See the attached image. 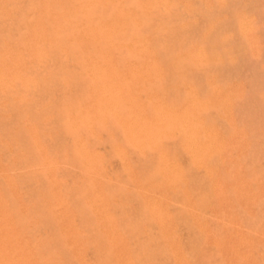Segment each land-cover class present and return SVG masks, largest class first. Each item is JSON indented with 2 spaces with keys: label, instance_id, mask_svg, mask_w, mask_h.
Returning a JSON list of instances; mask_svg holds the SVG:
<instances>
[{
  "label": "rangeland",
  "instance_id": "rangeland-1",
  "mask_svg": "<svg viewBox=\"0 0 264 264\" xmlns=\"http://www.w3.org/2000/svg\"><path fill=\"white\" fill-rule=\"evenodd\" d=\"M40 1L34 0V4L32 0H0V48L5 40L20 45L24 39H35L38 35L36 38L42 36L43 41L45 38L49 41L55 36L54 22V26L51 23L49 26L33 28L36 20L39 22L47 18L57 20L51 12L49 16L45 15L46 7L49 2L52 3V0ZM74 1H61L69 5L64 4V11H60L57 17L66 18ZM93 1L97 4L95 8L97 14L105 16L107 20L113 15L124 14L121 15L124 16V21L120 29L111 30L110 25L104 26L105 30L102 31L106 34L102 33L104 37L101 43L106 45L113 37L115 48L112 52L115 61L117 65H126L127 72L126 68H123V74L109 75L115 76L116 82L127 84V87L114 94L105 86L102 90L94 91L95 93L92 91V94L88 88L94 82L92 76L94 74H28L35 79L38 86L36 90H40H37L39 96L36 94L27 97L29 102L31 100L35 102V110L34 107L29 110L32 112L31 115L27 112L28 107L18 105L11 97L12 101L8 99L9 96L5 95L6 98L2 93V96L0 94V183L4 184H0V201L3 207L11 212L19 211V207H26L22 221L15 225L14 230L9 228V232L12 233L31 221L32 224L26 230L28 233L26 235L29 237L25 240L28 243L23 241V250L36 255L42 248L44 254L54 257L52 264H264V0H107L105 3L101 0ZM57 3L60 2L53 0V4ZM39 11L41 14L44 13L42 14L44 17H41V14L37 15ZM7 12L8 14L10 12L11 16L7 15ZM93 13L96 14L94 11ZM101 24L105 25L106 22L102 20ZM77 26L72 20L70 23L65 22L63 34H66V38L54 37L57 43L68 46L70 57L74 58L82 53L79 49L76 51L73 48L75 47L73 36L79 31ZM19 28L24 29L21 31ZM45 28L48 30L46 31ZM79 29L81 32L79 31L78 35H87L86 42L83 40V46L89 47L93 41L92 32L85 24ZM73 32L75 33L72 34ZM42 33L49 34L50 38ZM100 34L98 32L99 36ZM27 46L29 45L23 46L25 51L23 47L20 48L22 55H20L21 61L16 65L18 69H26L28 61L33 59V55L30 54L33 50ZM49 52L51 55H58L55 49L51 48ZM132 66L133 69L141 70V74H130ZM150 69H152L150 74H143ZM49 76L71 80V85L76 80L72 85L75 93L72 95L71 108L76 117L79 116V122H82L77 128L75 126L74 128L72 123H68L69 118L65 116L68 102L63 96L67 90L66 85L62 86V83L56 81L49 85L46 82ZM110 92L113 95L109 94ZM89 94L92 99L89 98ZM94 94H97L96 98ZM84 95L86 98L83 97ZM87 97L89 101L95 103H91L89 122L85 123L82 121L84 118L82 113L85 107L84 100H88ZM101 98L104 102L99 101ZM50 103H56L55 107L57 106L56 110H58L48 108L47 112L46 107ZM104 103H107V108ZM109 103L113 105L110 106ZM116 105L117 107H114ZM23 107L26 108V116L30 115L34 120L29 117H24L23 120L26 114ZM109 108L119 109L110 112ZM138 113L140 116L137 117ZM20 115H22L21 123L18 120ZM41 115H44L45 119H42L44 116ZM134 118H137L136 121ZM27 122L30 123V127ZM34 126L37 127L36 130ZM142 126L145 128L143 132ZM147 129L150 136L146 135ZM78 130L81 131L77 132ZM187 133H191L186 137L188 140L185 138ZM11 134L15 135V138ZM193 135L198 138L197 142ZM76 136L83 139L82 146L76 142ZM35 138L40 139L42 143L40 150L35 146ZM192 138L195 140L192 141ZM4 140L6 141L3 144ZM51 140L54 142L51 143ZM157 140L161 141L157 143ZM153 141H156V145H151ZM142 143L148 146L145 147ZM32 146L33 150L30 149ZM83 150L91 152V165L81 160ZM161 151L165 154H161ZM198 151L199 153L196 154ZM41 152L39 160L36 156L38 157ZM51 154L53 155L50 156ZM31 156H33L32 162L29 160ZM45 156H49L52 165L42 168V157ZM55 156L57 158H54ZM166 160H171L176 170L169 165L170 161L167 163ZM24 161L27 163L24 164ZM166 163L168 168L165 166ZM64 164L67 166L64 167ZM14 165L23 169H18ZM158 165H160L159 172L156 170L159 168ZM12 167L18 169L16 175L19 177L15 175V178L16 170H12L14 169ZM155 170L157 172H153ZM151 172H153L152 176ZM157 173L162 175L164 173V180L159 174L163 181H157L159 179ZM62 174L63 176H60ZM30 176L32 179H29ZM37 176L42 178L36 179ZM152 177L155 180L151 182ZM148 181L151 184L148 185ZM40 183L42 186L49 185L43 189ZM36 184L37 187L40 186L39 191L37 190L40 195L38 193V198L34 199ZM19 186L28 188L19 189ZM25 191L34 193V198L30 192L28 193L32 197L27 192L24 193ZM5 193L8 195L5 196ZM55 193L64 199V203L50 210L48 205ZM39 197L45 202H41ZM37 201L39 204H45L44 207L42 205L43 211ZM11 203L14 204L9 205ZM30 203L36 204L33 207L30 205L31 210L28 207ZM153 206L158 208L155 209ZM37 209L41 210L40 214ZM148 209L150 212L147 211ZM26 211L32 215V218H29L30 215L28 216ZM32 211L34 214L38 213L39 217L31 214ZM152 213L165 215L162 216L165 218L164 225L155 224L156 220L153 219L155 216ZM25 215L28 218L24 217ZM42 215L47 219L42 224L44 222L47 224L49 219L52 223L51 225L49 222L50 227L48 224L41 226V228L45 226V231L39 228L41 222H37L44 220H39ZM149 216L153 218L149 219ZM80 219L83 221L80 222ZM52 220L55 223L61 221L56 223L59 229ZM19 224L22 226H18ZM33 224L37 226H32ZM70 224L77 229L75 242H72V237L68 233ZM48 228L56 232L48 234L51 231ZM29 229H34L33 234L36 232V236H32V231L29 233ZM37 233L38 235L43 233L44 240L37 236ZM30 237L36 241L29 240ZM37 237L41 240L38 241ZM55 240L56 243L53 244ZM58 240L63 246L59 245ZM32 241L36 246L32 245ZM46 241L49 242L45 243ZM148 244L150 245L147 246ZM30 246H33L32 250H28ZM44 247L51 251L44 252ZM142 248L146 252L149 250L151 256ZM141 254H144L143 257L139 256Z\"/></svg>",
  "mask_w": 264,
  "mask_h": 264
},
{
  "label": "bare ground",
  "instance_id": "bare-ground-1",
  "mask_svg": "<svg viewBox=\"0 0 264 264\" xmlns=\"http://www.w3.org/2000/svg\"><path fill=\"white\" fill-rule=\"evenodd\" d=\"M33 2L32 3H34L35 4V2H34V0H32ZM36 1V0H35ZM40 1V0H39ZM55 2H56V0H54ZM58 2H60V3H57V4H53V0H52V3H48V5H47V7H46V16H49V13L51 12V13H53L54 14V17L55 18H57V20H52V19H48L47 17V19H44L43 21H42V19H41V21L39 22V20H36L34 23H33V28H35V27H37L38 26V28H39V26H43V27H45V26H49V24H53V22L56 24H53V26L55 25V29L53 28V26H51L53 29H54V31H53V33H55V38H60V37H64L65 36V38H66V34H63V32H64V30H65V27H64V23L65 22H67V23H70L71 22V20H72V22H75V24H76V26L77 25H79V26H77L78 27V30L81 32V29H79V27L81 26V25H86V27L92 32V38H93V41H92V43L90 44V46L89 47H85V46H83V40H85V42H86V37H87V35L85 34V35H78V34H80L79 33V31H78V33H75V32H73L72 34H74L75 33V35L73 36L74 37V39L75 40H73V44H74V46L75 47H73V48H75V50L77 51V49H79L82 53L78 56V57H70V49L68 48V46L67 45H65V44H63V43H57L56 41V39L54 38V37H51V39L49 40V41H46V38H45V41H43L42 39L44 38V37H40V38H36V37H38V36H36L35 37V39H28V40H25L24 38H22V36H21V39L23 40L24 39V41H22L21 42V44H22V46H21V44L20 45H17V44H13V43H11V42H6V40L4 41V44L1 46V48H0V94L2 93L4 96L5 95H7V96H9L8 97V99H14L17 103H18V105H21V106H26V107H28L27 108V112H29L30 113V115H31V111H29L30 110V108L31 109H33V107H34V105H35V102L33 101L32 102V100L29 102L28 100H27V97L30 95H36V94H38L37 96H39V93H38V91L37 90H39V89H37L36 90V88L38 87L37 86V84H36V82H35V79L33 78V77H31V76H29L28 74H94V75H92L93 76V79H94V82H93V84L88 88V91L90 90L91 92L93 91H96V90H102V88L103 87H108L107 89L109 90V91H111L112 93H114V92H116V91H118V93H119V91H121V90H125L126 89V85L127 84H125V85H123V84H121V83H118V82H116V77L115 76H113V75H109V74H123V71L124 70H122L123 68H126V72H127V66L125 65V66H123V65H117V63H116V61H115V58H114V55H113V49L115 48L114 47V42H113V40H112V38L113 37H111L112 36V34L110 35V37H111V40L106 44V45H102V43H101V40H103V37L104 36H102V33H105V32H103L102 30H105V28H104V26H109L110 27V29L111 30H118V29H120L121 27H122V25H123V19H124V16H121V15H124V14H117L116 16H114L113 15V17H111V18H109L108 20L106 19V17L105 16H103V15H99V14H97V12L95 11V8L97 7V4L96 3H94V1L93 0H75L74 2H73V4L71 5V3H70V5H71V7H70V12H69V14L68 15H66L67 17L66 18H58L59 17V13H60V11H64L63 9L65 8V7H63V5L64 4H66V3H62L61 1H63V0H61V1H59V0H57ZM103 3H105L107 0H101ZM65 2V1H64ZM96 2V1H95ZM13 3H14V1H13ZM40 3H41V1H40ZM68 3H69V1H68ZM67 3V4H68ZM66 4V5H67ZM69 5V4H68ZM6 6V5H5ZM32 6H33V4H32ZM36 7H37V2H36V5H35ZM34 6V7H35ZM4 7V6H3ZM11 7V6H10ZM69 7V6H68ZM66 8H67V6H66ZM4 9H6L5 7H4ZM33 7H32V14H33ZM41 9H42V7H41ZM8 10V9H7ZM29 11V12H30ZM40 11H42V10H40ZM40 11H39V14H37V15H40L41 13H40ZM93 11L96 13L95 15H94V13H93ZM5 13H6V11H4ZM30 12V13H31ZM67 12H68V10H67ZM118 12V11H117ZM116 12V13H117ZM4 13V14H5ZM29 13V14H30ZM13 14V13H12ZM28 14V13H27ZM42 14H44V13H42ZM42 14H41V17H44V16H42ZM7 15H9V16H11L10 15V12H9V14H8V12H7ZM57 15H58V17H57ZM28 16V15H27ZM30 16H32V15H30ZM29 16V17H30ZM34 17H35V13H34ZM33 16H32V18H34ZM27 20L29 19V18H26ZM25 19V20H26ZM36 19H39V18H36ZM11 20V19H10ZM9 20V21H10ZM24 20V21H25ZM102 20H104L105 22H106V24L104 25H102L101 24V21ZM22 21V20H21ZM137 21V20H136ZM25 23H27V24H29L28 22H25ZM32 23V22H31ZM19 25V24H18ZM22 25H24L23 23H22ZM30 25V24H29ZM11 27V26H10ZM76 27V28H77ZM26 30H27V28H26V26L24 27ZM24 28H22V29H24ZM13 29V28H12ZM18 29V28H17ZM20 29V28H19ZM22 29H20L21 31H22ZM30 29L32 30V28L30 27ZM46 29V28H45ZM19 30V31H20ZM29 30V29H28ZM38 30H40V29H38ZM48 30V28L46 29V31ZM24 31V30H23ZM36 31H37V29H36ZM41 31V30H40ZM10 32V31H9ZM31 32V31H30ZM29 32V33H30ZM38 32V31H37ZM42 32H44V31H42ZM98 32H100L101 34H100V36L98 35ZM13 33V32H12ZM11 33V34H12ZM17 33H18V31H17ZM22 34V33H21ZM25 34V33H24ZM33 34V33H32ZM39 34H41V32L39 33ZM43 34V33H42ZM71 34V35H72ZM106 34V33H105ZM13 35V34H12ZM43 35H45V33L43 34ZM46 35H48L47 37H49V34H46ZM45 35V36H46ZM19 36V35H18ZM32 36V35H31ZM89 36V35H88ZM24 37H26V36H24ZM71 36L69 35L68 36V38H70ZM27 38V37H26ZM50 38V37H49ZM49 38H47V39H49ZM21 41V40H20ZM88 41V40H87ZM84 42V43H85ZM87 43H90V42H87ZM86 43V44H87ZM85 44V45H86ZM26 45H29V46H27L28 48H32V50H33V52L32 53H30L31 55H33L32 57H33V59H31V61H28V66L26 67V69H21V68H17V64H19V63H17V62H19V61H21V56L20 55H22L20 52H21V47H23V46H26ZM26 47V48H27ZM25 47H23V49H24ZM28 48H27V50H28ZM51 48L52 49H55V51L57 52V54L58 55H54V54H50V50H51ZM139 49V48H138ZM24 51H25V49H24ZM54 51V50H53ZM23 53V52H22ZM29 53V52H28ZM28 53H26V55L28 54ZM29 55V54H28ZM26 57V56H25ZM153 59H154V57H153ZM24 61H26V60H24ZM23 62V61H22ZM21 62V63H22ZM25 63V64H26ZM151 63V62H150ZM23 65V64H22ZM146 65H147V63H146ZM26 66V65H25ZM146 67V66H145ZM130 68H132V71H131V73L130 74H141V70H138V68L136 69V68H134L133 69V66L132 67H130ZM151 71H152V69H150L149 71H145L143 74H150L151 73ZM10 74H17V75H15V76H11ZM45 76V75H44ZM59 77H61V76H59ZM63 77V76H62ZM90 78H91V76H89ZM71 79H72V77H71ZM38 80V79H37ZM44 80V79H43ZM119 80V79H118ZM57 82V83H59V84H61L62 86H65L66 88H67V90H66V93L64 94V99L68 102V104L66 105V107H67V109H66V112H65V116L66 117H68L69 118V122L68 123H72L73 124V127L75 126L76 128H77V126H80V124L82 123L81 121L79 122V116H78V118L76 117V115H75V113L73 112V109L71 108L72 106L71 105H73L72 104V101H73V93H75V90L73 89V87H72V85H73V83H76V80H74V82L72 83V85H71V80H66V78H57V79H55L54 77H52V76H49V78H47V80H46V82L50 85V83L51 84H53L54 82ZM39 82H41V81H39ZM123 82H125V81H123ZM56 83V84H57ZM65 84V85H64ZM38 85H40L39 83H38ZM44 85V84H43ZM42 86V85H41ZM52 86V85H51ZM51 86H49V89L51 88ZM149 86V85H148ZM44 87H45V85H44ZM43 88V86L41 87V90H43L42 89ZM80 88V87H79ZM46 89H47V87H46ZM87 89V88H86ZM104 89H106V88H104ZM40 91V90H39ZM91 92H89V93H91ZM93 92H92V94H93ZM105 92H107V91H105ZM109 93V94H112V93ZM95 93V92H94ZM98 93V92H97ZM2 94H1V96H2ZM42 93H40V95H41ZM46 94V93H45ZM52 94V93H51ZM57 94V93H56ZM99 94V93H98ZM114 94H117V93H114ZM47 95V94H46ZM49 95V94H48ZM90 95V94H89ZM88 95V96H89ZM95 95V94H94ZM93 95V96H94ZM97 95V94H96ZM96 95H95V97L94 98H96ZM103 95V94H102ZM106 95H107V93H106ZM113 95V94H112ZM7 96H5L6 98H7ZM104 96H105V94H104ZM109 96H111V95H109ZM108 96V97H109ZM142 96V95H141ZM11 97V98H10ZM81 97V96H80ZM83 97H85L86 98V96L84 95ZM100 97V96H99ZM103 97V96H102ZM117 97V96H116ZM144 97V96H143ZM30 98H34L35 99V97H30ZM40 98H41V96H40ZM53 98V97H52ZM82 98V97H81ZM89 98L90 99H92L91 98V95L89 96ZM110 98H112L113 99V97H110ZM109 98V100L110 101H112L111 99ZM5 99V98H4ZM12 99H11V101H12ZM76 99V98H75ZM74 99V100H75ZM84 99V98H83ZM87 99H88V97H87ZM104 99H106V98H104ZM108 99V98H107ZM86 100V99H85ZM84 100V102H85V107L83 108V113H82V115H83V117L84 118H82V121L84 122L85 121V123H88L89 122V113H90V111H91V103H93V102H91V101H89V99L88 100H86L85 101ZM97 100H98V98H97ZM108 100V101H109ZM122 100V99H121ZM125 100V99H124ZM8 101V100H7ZM47 101V100H46ZM99 101H103L104 102V100L101 98V100L99 99ZM98 101V102H99ZM115 101V100H114ZM83 102V101H82ZM97 102V101H96ZM7 103H10V102H7ZM41 103V102H40ZM95 103V102H94ZM93 103V104H94ZM114 103V102H113ZM113 103L111 104V103H109L110 104V106L111 105H113ZM37 104V103H36ZM44 104V103H43ZM56 104V103H55ZM55 104H51L50 103V105L48 106V107H46L47 108V112H48V108L51 110V109H54V110H56V107H55ZM17 105V104H16ZM38 105V104H37ZM65 105V104H64ZM101 105V104H100ZM99 105V106H100ZM107 105V103H104V106H106ZM122 105V104H121ZM120 105V106H121ZM125 105H126V103H125ZM46 106V105H45ZM98 106V107H99ZM104 106L102 107L103 109H104ZM108 106V105H107ZM107 106H106V108H107ZM118 106H119V103H118ZM129 106V105H128ZM136 106H137V104H136ZM43 107V106H42ZM74 108H76L75 106H73ZM114 107H117V105L116 106H114ZM122 107H124V106H122ZM20 108V107H19ZM24 109H25V116H23V120H24V117H29V119H31L32 118V116L30 117V115L29 116H26L27 115V112H26V108L25 107H23ZM35 108L36 107H34V110H35ZM58 108V107H57ZM101 108V107H100ZM112 108V107H111ZM120 108V107H119ZM118 108V109H119ZM125 108V107H124ZM123 108V109H124ZM126 108H127V105H126ZM129 108V107H128ZM41 109V108H40ZM77 109H78V106H77ZM110 109V108H109ZM117 109V108H116ZM116 109H114L115 111H116ZM117 109V110H118ZM39 110V108H37V111ZM44 110H46V109H44ZM49 110V111H50ZM58 110V109H57ZM56 110V111H57ZM79 110V109H78ZM77 110V111H78ZM93 110V109H92ZM113 110V109H112ZM111 109H110V112L112 111ZM114 110H113V112H114ZM36 111V112H37ZM80 111V110H79ZM78 111V112H79ZM35 112V111H34ZM35 112V113H36ZM43 112V111H42ZM42 112H38V114H42ZM121 112V111H120ZM120 112H118V114L120 113ZM77 113V112H76ZM106 113H107V111H106ZM109 113V112H108ZM43 114H45V113H43ZM61 114V113H60ZM80 114V113H79ZM123 114V113H122ZM125 114V113H124ZM134 114V113H133ZM15 115H16V113H15ZM22 115H24V113H22ZM22 115H20V119H18V120H20V123L22 122L21 120V116ZM37 115V114H36ZM35 115V116H36ZM46 115V114H45ZM91 115V114H90ZM126 115V114H125ZM128 115V114H127ZM132 115V114H131ZM135 115V114H134ZM140 116V114L138 113V114H136V116ZM163 115V114H162ZM41 116H44V115H41ZM81 116V115H80ZM137 116V117H138ZM142 116V115H141ZM5 117V116H4ZM16 117V116H15ZM37 117V116H36ZM61 117V116H60ZM116 117H118V115L116 116ZM122 117V116H121ZM128 117V116H127ZM33 118H34V116H33ZM39 118V117H38ZM38 118H37V120H38ZM51 118H53L52 116H51ZM129 118V117H128ZM12 119V118H11ZM11 119H8L9 121H11ZM25 119H27V118H25ZM40 119V118H39ZM42 119H45V116H44V118H42ZM110 119H111V117H110ZM117 119V118H116ZM122 119V118H121ZM127 119V118H126ZM129 119H131V118H129ZM137 119V118H136ZM136 119L134 118V120L136 121ZM140 119V118H139ZM144 119V118H143ZM149 119V118H148ZM7 120V119H6ZM31 120H34V119H31ZM60 120V119H59ZM91 120V119H90ZM93 120V119H92ZM113 120V119H112ZM133 120V119H132ZM142 120V119H141ZM14 121V120H13ZM27 121H30V120H27ZM40 121V120H39ZM49 121H50V118H49ZM62 121V120H61ZM117 121H119V120H117ZM123 121H125V120H123ZM131 120H129V123H131L130 122ZM135 121H133V122H135ZM152 121V120H151ZM175 121V120H174ZM31 122V121H30ZM33 122V121H32ZM31 122V123H32ZM35 122V121H34ZM43 122V121H42ZM46 122V121H45ZM51 122H53V120L51 121ZM128 121L126 120V123H127ZM138 122H139V120H138ZM183 122V121H182ZM1 123V122H0ZM15 123V122H14ZM28 123V126H29V122H27ZM116 123V122H115ZM119 123V122H118ZM122 123V122H121ZM120 123V124H121ZM124 123V122H123ZM141 123V122H140ZM144 123V122H143ZM148 123V122H147ZM146 123V124H147ZM158 123V122H157ZM181 123V122H180ZM7 124H9V123H7ZM11 124V123H10ZM25 125H26V123H24ZM34 124H37V123H34ZM43 124V123H42ZM47 124H48V122H47ZM46 124V125H47ZM66 124V123H65ZM135 124H138L137 122H135ZM3 125V124H2ZM51 125V124H50ZM67 125V124H66ZM125 125V124H124ZM134 125V124H133ZM142 125V124H141ZM150 125H151V123H150ZM153 125V124H152ZM181 125H182V123H181ZM7 126V125H6ZM27 126V125H26ZM26 126H25V128H26ZM38 126H40V125H38ZM88 126V125H87ZM122 126V125H121ZM127 126V125H126ZM137 126V125H136ZM147 126V125H146ZM154 126H156L155 124H154ZM153 126V127H154ZM178 126V125H177ZM241 126V125H240ZM4 127V126H3ZM30 127V126H29ZM35 127V130L37 129V127L36 126H34ZM45 127H47V126H45ZM74 127V128H75ZM86 126L84 125V128H85ZM122 127H124V126H122ZM157 127V126H156ZM161 127V126H160ZM185 127L187 128V126L185 125ZM18 128V127H17ZM80 128V127H79ZM78 128V129H79ZM83 127H81V129H82ZM140 128V127H139ZM142 128H143V130H142ZM150 128H151V126H150ZM26 129H28V131H29V128L27 127ZM86 129H88V128H86ZM126 129V128H125ZM131 129V128H130ZM138 129V128H137ZM144 127L142 126L141 127V130H142V132L144 131ZM149 129V128H148ZM148 129H147V131H146V133L147 132H149L148 131ZM14 130H16V129H14ZM84 130V129H83ZM82 130V131H83ZM155 130V129H154ZM159 130V129H158ZM179 130V129H178ZM181 130V129H180ZM4 131H5V129H4ZM13 131V130H12ZM25 131V130H24ZM65 131V130H64ZM81 130H78L77 132H80ZM126 131V130H125ZM130 131V130H129ZM156 131V130H155ZM2 133H3V130L1 131ZM14 132V131H13ZM20 132H22V130L20 131ZM30 132V131H29ZM84 132V131H83ZM137 132V131H136ZM135 132V133H136ZM139 132H140V130H139ZM138 132V133H139ZM175 132H176V129H175ZM16 133V132H15ZM39 133H40V131H39ZM56 133V132H55ZM129 133H131V131L129 132ZM128 133V134H129ZM137 133V134H138ZM172 133H174V132H172ZM195 135H197L195 132H193ZM21 134H23V133H21ZM25 134V133H24ZM29 134H31V133H29ZM33 134H34V132H33ZM58 134H59V132H58ZM58 134L56 135V136H58ZM74 134V133H73ZM72 134V135H73ZM145 134V133H144ZM150 134H151V131H150ZM189 134H191V133H187L186 134V136H185V138L189 135ZM2 135V134H1ZM9 135H10V133H9ZM11 135H13V134H11ZM26 135V134H25ZM28 135V134H27ZM32 135V134H31ZM40 135V134H39ZM42 135V134H41ZM76 135V134H75ZM82 135V134H81ZM140 135V134H139ZM147 136L149 135V133H147L146 134ZM152 135H153V133H152ZM154 135H155V133H154ZM158 135V134H157ZM2 136H4V134L2 135ZM6 136H8V134L6 135ZM15 135H13V137H14ZM29 136V135H28ZM34 136V135H33ZM45 136V135H44ZM62 136V135H61ZM132 136V135H131ZM141 136V135H140ZM139 136V137H140ZM150 136V135H149ZM9 137H11V136H9ZM24 137V136H23ZM47 137V136H46ZM75 137V136H74ZM143 137V136H142ZM159 136H157V138H158ZM164 137H165V135H164ZM190 137H192V136H190ZM193 137H194V135H193ZM4 138V137H3ZM15 138V137H14ZM16 138H17V136H16ZM29 138H32V137H29ZM34 138V137H33ZM45 138V137H44ZM48 138V137H47ZM55 138V137H54ZM53 138V139H54ZM141 138V137H140ZM153 139H156L155 137H152ZM194 138H196L197 140H195ZM194 138H192L193 140L192 141H198V138L195 136ZM8 139V138H7ZM49 139V138H48ZM47 139V140H48ZM51 139H52V137H51ZM76 142L78 143L79 142V144H81L80 146H82L83 145V139L82 138H80V137H77L76 136ZM90 139V138H89ZM136 139V138H135ZM164 139H166V138H164ZM187 140H188V138H186ZM9 140H11V139H9ZM18 141H19V139H17ZM30 140V139H29ZM55 140V139H54ZM57 140V139H56ZM55 140V141H56ZM74 140V139H73ZM140 140V139H139ZM147 140H149V139H147ZM152 140V139H151ZM161 140H163V139H161ZM161 140H159V141H161ZM187 140H186V142H187ZM6 140H4V141H2L3 142V144H4V142H5ZM15 141V140H14ZM32 141V140H31ZM43 141V140H42ZM52 141L53 140H51V143H52ZM135 142L136 141H138V140H134ZM145 141V140H144ZM143 141V142H144ZM158 140H157V143L159 142ZM16 142V141H15ZM54 142V141H53ZM154 142V141H153ZM156 142V141H155ZM151 143V145H156V143ZM165 142V141H164ZM19 143V142H18ZM34 143H35V146H36V148L38 149V150H40L41 149V146H42V143H41V141H40V139H37V138H35L34 139ZM44 143V142H43ZM140 143V142H139ZM138 143V145L140 146V144ZM146 143L147 144H150V142L148 143L147 141H146ZM188 143H190V142H188ZM187 143V144H188ZM195 143V142H194ZM7 144V143H6ZM5 144V145H6ZM31 144V143H30ZM54 145H55V143H53ZM53 144H51V145H53ZM89 144V143H88ZM143 144V143H142ZM145 144V143H144ZM143 144V145H144ZM5 145H3V146H5ZM48 145H50V144H48ZM150 145V146H151ZM189 145V144H188ZM13 146H14V144H13ZM24 146V145H23ZM35 146H34V148H35ZM148 145H146L145 144V147H147ZM150 146L148 147V148H150ZM159 146H160V144H159ZM158 146V148H161L162 150H163V145H162V147H159ZM187 146V145H186ZM191 146V145H190ZM192 146H193V144H192ZM191 146V147H192ZM8 147V146H7ZM18 147V146H17ZM49 147V146H48ZM63 147V146H62ZM143 147V146H142ZM22 148V147H21ZM27 148V147H26ZM26 148H25V150H26ZM33 148V146L30 148V149H32ZM35 148V149H36ZM84 148V147H83ZM82 148V149H83ZM86 148V147H85ZM139 148V147H138ZM155 149L157 148L156 146L154 147ZM189 148V147H188ZM193 149L195 148V147H192ZM28 149V148H27ZM141 149V148H140ZM147 149V148H146ZM160 149V150H161ZM8 150H9V148H8ZM18 150V149H17ZM33 150V149H32ZM159 150V151H160ZM165 150V149H164ZM197 150V149H196ZM21 151H23V150H21ZM47 151V150H46ZM158 151V152H159ZM201 151V150H200ZM31 152H34V151H31ZM48 152H49V150H48ZM52 152H53V150H52ZM58 152V151H57ZM56 152V153H57ZM12 153V152H11ZM19 153V152H18ZM35 153V152H34ZM37 153V152H36ZM40 153V152H39ZM38 153V154H39ZM50 153V152H49ZM55 153V152H54ZM81 153V152H80ZM83 154H81L82 155V159L81 160H83V161H87L88 162V164H92L91 163V159H92V154H91V152H88L87 150H83V152H82ZM161 154H163L162 153V151L160 152ZM197 153H199V151L198 152H196V154ZM79 154V153H78ZM105 154V153H104ZM165 154V153H164ZM168 154V153H167ZM14 155V154H13ZM16 155V154H15ZM17 155H19V154H17ZM16 155V156H17ZM30 155H37V154H32V153H30ZM42 155V152H41V154L40 155H38V157L36 156V158H40L39 156H41ZM53 154H51L50 156H52ZM169 155V154H168ZM58 156V155H57ZM79 156H80V154H79ZM160 156V155H159ZM14 157V156H13ZM22 157V156H21ZM29 157V156H28ZM32 157L33 156H31V158H29V160L32 162ZM81 157V156H80ZM162 157H163V155H162ZM161 157V159H163ZM168 157H170V156H168ZM167 157V158H168ZM18 158V157H17ZM23 158H25V156L23 157ZM27 158V157H26ZM43 159H42V168H44L46 165H52V161H51V159L49 158V156H45V157H42ZM53 158V157H52ZM54 158H57L56 156L54 157ZM60 158V157H59ZM165 158H166V156H165ZM164 158V159H165ZM163 159V160H164ZM170 159V158H169ZM10 160V159H9ZM14 161H15V157H14V159H13ZM18 160H21V159H18ZM25 161H26V159H24ZM28 160V159H27ZM29 160H28V162H29ZM33 160H35L34 158H33ZM40 160V159H39ZM59 160V159H58ZM23 161V160H22ZM24 161V164H26L27 162H25ZM167 161V160H166ZM170 161V164L169 165H171L172 166V162H171V160H169ZM169 161H167V163H169ZM34 162V161H33ZM37 162V161H36ZM58 162V161H57ZM84 162V163H85ZM164 162V161H163ZM160 163V162H159ZM158 163V164H159ZM167 163H166V167H167ZM13 164H15V163H13ZM13 164H12V166H13ZM113 164V163H112ZM7 165V164H6ZM17 165V164H16ZM16 165H14V166H16ZM20 165H21V163H20ZM31 165H32V163H31ZM37 165V164H36ZM162 165V164H161ZM23 166V165H22ZM65 166H67V165H65L64 164V167ZM77 166V165H76ZM163 166H164V164H163ZM165 166H164V168H165ZM17 168L18 167H20V166H16ZM57 167V166H56ZM58 167H59V165H58ZM64 167H61V168H64ZM158 169H156L157 171L160 169V165H158ZM173 167V166H172ZM12 168H14V169H12V170H16L15 169V167H12ZM60 168V167H59ZM162 168V167H161ZM164 168L162 169V171L164 170ZM168 168V167H167ZM174 168V167H173ZM172 168V169H173ZM18 169H23V167L22 168H18ZM17 169V170H18ZM25 169H26V167H25ZM49 169V168H48ZM47 169V170H48ZM57 169V173H58V168H56ZM67 169V168H66ZM171 169V168H170ZM175 169V168H174ZM7 170V169H6ZM17 170L15 171V174H14V176L16 175V172H17ZM64 170V169H63ZM63 170H62V172H63ZM153 171V172H157V171ZM176 170V169H175ZM178 170V169H177ZM236 170V169H235ZM161 171V172H162ZM168 172H169V170H167ZM20 172V171H19ZM153 172H151V176L153 175ZM159 172V171H158ZM160 172V173H161ZM176 172V171H175ZM11 173V172H10ZM27 173V172H26ZM67 173H68V169H67ZM74 173H75V171H74ZM160 173H157L158 174V176H159V174ZM171 173V172H170ZM173 173V172H172ZM8 174V173H7ZM12 174V173H11ZM18 174V173H17ZM25 174V173H24ZM43 174H45V171L43 170ZM59 174H61L60 172H59ZM58 174V175H59ZM64 174V173H63ZM63 174L62 175H60V176H63ZM76 174V173H75ZM88 174V173H87ZM2 175V174H1ZM13 175V174H12ZM19 175H21V173L19 174ZM65 175V174H64ZM82 175V174H81ZM154 175H156V174H154ZM160 175H162V174H160ZM17 176V175H16ZM16 176H15V178H16ZM27 176V175H26ZM29 176V175H28ZM43 176V175H42ZM67 176V175H66ZM65 176V177H66ZM150 176V175H149ZM163 180H164V173H163ZM17 177H19V176H17ZM23 177V175L21 176V178ZM40 178H42L41 176H39ZM39 177L37 176L36 177V179H39ZM79 177V176H78ZM83 177V176H82ZM26 178V177H25ZM29 178V177H28ZM76 178V177H75ZM153 178V177H152ZM159 179L161 178L160 176L158 177ZM18 179H20V178H18ZM29 179H32V177L30 176V178ZM48 179V178H47ZM60 179H62V178H60ZM64 179V178H63ZM67 179V178H66ZM157 180V181H163V180ZM16 181H17V179H15ZM24 180V179H23ZM40 180V179H39ZM150 180H151V178H150ZM155 180V178H153V180H151V182L152 181H154ZM21 181V180H20ZM28 181V182H27ZM27 181H24L25 183L27 182V183H29V180H27ZM31 181V180H30ZM37 181V180H36ZM1 182V181H0ZM18 182V181H17ZM37 182H39V181H37ZM48 182V181H47ZM46 182V183H47ZM50 182V181H49ZM74 182V181H73ZM7 183V182H6ZM31 183H32V181H31ZM71 183V182H70ZM156 183H158V182H156ZM155 183V184H156ZM0 184H2V183H0ZM9 184V183H8ZM20 184H23V183H20ZM30 184V183H29ZM33 184V183H32ZM149 184H151L149 181H148V185ZM153 185H154V182L152 183ZM2 185H4V184H2ZM6 185V184H5ZM19 185V184H18ZM49 185V184H48ZM48 185H46L45 184V186H48ZM64 185H65V183H64ZM63 185V186H64ZM74 185V184H73ZM40 186H42L41 185V183H40ZM40 186L38 185V187L40 188ZM45 186H42L43 187V189H44V187ZM70 186H72V184L70 185ZM1 187V186H0ZM4 187V186H3ZM20 187L22 188H24V189H27V188H25L24 186H19V189H20ZM32 187H34V185H32ZM36 187H37V184H36ZM36 188V194H34L35 195V198H34V195L30 192V191H28V192H30L32 195H33V198L34 199H36V197L38 198V196L40 195V193H39V195H38V193H37V190L39 189V188ZM42 187H41V189L40 190H42ZM66 187H67V185H66ZM5 188V187H4ZM31 188V187H30ZM46 188H48L49 189V187H46ZM46 188H45V192L47 191L46 190ZM63 188H65V187H63ZM33 189V188H32ZM32 189H30V190H32ZM35 189V188H34ZM10 189H8V191H9ZM12 190V189H11ZM68 190H69V188H68ZM33 191V190H32ZM39 191V190H38ZM65 191V190H64ZM72 191V190H71ZM3 192V191H2ZM6 192V191H5ZM27 191H25L24 193H26ZM27 192V193H28ZM42 192V191H41ZM68 192V191H67ZM67 192H65L66 194H67ZM81 192V191H80ZM4 193V192H3ZM9 193V192H8ZM43 193V192H42ZM69 193H70V191H69ZM72 193V192H71ZM13 194V193H12ZM11 194V195H12ZM22 194V193H21ZM29 194V193H28ZM78 194V193H77ZM6 195H8L7 193H5V196ZM25 196H26V194H24ZM49 195V194H48ZM14 196V195H13ZM23 197L24 199H27L26 197L28 196H26V197ZM29 196H31L30 194H29ZM75 196V195H74ZM8 197V196H7ZM32 197V196H31ZM64 197V196H63ZM66 197V196H65ZM67 197H69V196H67ZM30 198V197H29ZM40 199H41V197H39ZM101 198V197H100ZM11 199V198H10ZM103 199V198H102ZM102 199H100L101 201H103ZM243 199V198H242ZM17 200V199H16ZM16 200H14V201H16ZM23 200V199H22ZM29 200V199H28ZM67 200V199H66ZM71 200L72 199H70V202H71ZM157 200V199H156ZM156 200H154V201H156ZM14 201H11V202H14ZM25 201V200H24ZM27 201V200H26ZM30 202H32L31 200H29ZM34 201H36V200H34ZM39 201V200H38ZM38 201H37V203H38ZM48 201V200H47ZM8 202H9V200H8ZM41 202H45V201H42V199H41ZM157 202H158V200H157ZM234 202V201H233ZM28 203V202H27ZM36 203V202H35ZM34 203V204H35ZM36 203V204H37ZM43 203L42 204H39V205H41V207H39V205H38V207L39 208H42V205H43ZM64 203V199L61 197V196H59L57 193H55L54 194V196H53V199H52V201H51V203H49V205H48V208L50 209V210H53L56 206H60V205H62ZM77 203V202H76ZM138 203V202H137ZM12 204H14V203H11V204H9V205H12ZM21 204V203H20ZM20 204H18V205H20ZM32 203H30L29 204V209L31 210V208H30V205H31ZM33 204V205H34ZM35 204V205H36ZM70 204H72V203H70ZM78 204V203H77ZM141 204V203H140ZM139 204V205H140ZM153 204V203H152ZM33 205H31V207H33ZM154 205V204H153ZM156 205H158V203L156 204ZM238 205V204H237ZM14 206V205H13ZM45 206V204L43 205V207ZM71 206V205H70ZM36 207V206H35ZM37 207V208H38ZM155 209H157L158 208V206H157V208L155 207V206H153ZM152 207V208H153ZM14 208H15V206H14ZM20 209H19V211H16L15 209V211L16 212H11L10 210H8L7 208H4L3 207V203L0 201V264H52L53 263V259H54V257L53 256H47L46 254H44L43 253V251H42V248H41V250L39 249V247H37L39 250L37 251V253H36V255H31V254H29V253H26L24 250H23V247H22V243H23V241L27 238V237H29V236H27L26 234H28L27 232H26V230H28L27 228H29L30 227V224H32L31 223V221H29V219H27L29 222V224H26V225H24V226H22V224H19L18 226H22V227H16L17 229L15 230V231H13L12 233H10L9 232V228L11 229H13L14 227H15V225H17V223H19L20 221H22L21 219H22V214H23V212H24V210L26 209V207L24 206L23 208H21V207H19ZM38 208V209H39ZM73 208H75L74 206H73ZM119 208V207H118ZM38 209H37V211H38ZM43 209L44 208H42V211H43ZM12 210H13V208H12ZM76 210V209H75ZM142 210V209H141ZM218 210H220V209H218ZM34 211H36V209L34 210ZM34 211H32V212H30L31 214H34L33 212ZM39 211H41V210H39ZM38 211V212H39ZM45 211V210H44ZM83 211V210H82ZM122 211V210H121ZM148 212H150L149 211V209L147 210ZM154 211V210H153ZM153 211H151V212H153ZM161 211V210H160ZM77 212V211H76ZM91 212H93L92 210H91ZM110 212V211H109ZM156 212H159V211H156ZM16 213V214H15ZM26 213H27V211H26ZM36 213V212H35ZM42 213V212H41ZM161 213H163V214H165L164 212H161ZM28 214V213H27ZM38 214V213H37ZM37 214H34L36 217L38 216ZM39 214H40V212H39ZM44 214V213H43ZM75 214V213H74ZM129 214V213H128ZM163 214H158V213H156V214H153L152 213V215L153 216H155V218H153V216L152 217H150L149 216V219L150 218H153V219H155L156 220V222H155V224H160V225H164V223H165V215H163ZM30 214H28V216H29ZM33 215V218L35 219L36 217ZM78 215V214H77ZM101 215V214H100ZM126 215V214H125ZM149 215V214H148ZM151 215V214H150ZM71 216H73V215H71ZM162 216H164V217H162ZM24 217H26V218H28L26 215L24 216ZM39 217V216H38ZM41 217V216H40ZM44 216L42 215V218H39V220L40 219H44L43 218ZM46 217V216H45ZM76 217V216H75ZM29 218H32V215H30V217ZM33 219V220H34ZM148 219V218H147ZM153 219H151V221H155V220H153ZM32 220V219H31ZM45 220H47V219H44V220H41V221H37V222H41V224H42V222L43 221H45ZM51 219H49L48 221L51 223V221H50ZM34 221H36V219L34 220ZM53 221V220H52ZM83 221V220H82ZM81 221V219H80V222H82ZM131 221V220H130ZM147 221H149V220H147ZM23 222H24V220H23ZM49 222L47 223L48 225H49V227H50V224H49ZM54 222V221H53ZM59 222V221H58ZM58 222H56L57 224H58ZM61 222V221H60ZM59 222V223H60ZM243 222V221H242ZM33 223H35V222H33ZM39 223H38V225H39ZM45 223V222H44ZM43 223V224H44ZM55 222L53 223V224H56ZM36 224V223H35ZM40 224V226H39V228H41V226L43 227V224L41 225ZM47 224H44V225H47ZM56 224V227H58V225ZM259 224V223H258ZM51 225H52V223H51ZM87 225V224H86ZM32 226H37V225H32ZM53 227H54V225H53ZM53 227L51 226V228L53 229ZM123 227V226H122ZM137 227V226H136ZM143 227V226H142ZM161 227V226H160ZM38 228V230H40ZM51 228L49 229V231L51 230ZM158 228V227H157ZM163 228V227H162ZM161 228V229H162ZM166 228H167V226H166ZM36 229V228H35ZM43 231H45L46 229H45V226H44V228H41ZM54 229H55V227H54ZM54 229H53V231H54ZM57 229V228H56ZM58 229H59V227H58ZM57 229V232L59 231ZM14 230V229H13ZM69 231H68V233L71 235V237H72V242H75V240H76V236H77V229L72 225V224H70V226H69V229H68ZM82 230V229H81ZM252 230V229H251ZM32 231V236H36V232L33 234V232H34V229L33 230H31V229H29V233ZM37 231V230H36ZM84 231H85V229H84ZM47 232V231H46ZM55 232H56V230H55ZM55 232H52V230L50 231V232H48V234H51V233H55ZM39 233V232H38ZM38 233H37V236H40V237H42L43 238V236L42 235H44L43 233H42V235H38ZM181 234V233H180ZM56 235V234H55ZM86 235V234H85ZM98 235V234H97ZM46 236V235H45ZM53 236H54V234H53ZM259 236V235H258ZM49 237V236H48ZM83 237H85V236H83ZM38 238L39 237H37V240H38ZM45 238V237H44ZM44 238H43V240H44ZM52 238V237H51ZM55 238V237H54ZM30 239H33L34 240V238H32V237H30L29 238V240ZM47 239H50V238H47ZM98 239H99V237H98ZM150 239V238H149ZM39 240H41V239H39ZM38 240V241H39ZM59 240H61L62 241V239H59ZM59 240H58V243H59V245H61L60 244V242H59ZM97 240V239H96ZM34 241H36V240H34ZM37 241V242H38ZM52 241V240H51ZM33 242V241H32ZM49 241H46L45 243H48ZM25 243L27 244L28 242L25 240ZM25 243L23 244V246L25 245ZM42 243H43V241H42ZM53 244L54 243H56V240L54 241V242H52ZM52 243H51V245H50V248L45 244V246H47L49 249H51V246H52ZM100 243V242H99ZM35 245L36 246V243H32V245ZM44 244V243H43ZM86 244V243H85ZM55 245H57V244H55ZM150 244H148L147 246H149ZM40 246V245H39ZM54 246V245H53ZM58 246V245H57ZM61 246H63V245H61ZM147 246H145V247H147ZM31 248L29 249L28 248V250H32V248H33V246H30ZM41 247V246H40ZM42 247H43V245H42ZM46 247V248H47ZM55 248H56V246H54ZM60 247V246H59ZM143 247V246H142ZM35 248V247H34ZM45 247H44V252H48V251H51V250H49V249H46ZM144 248V247H143ZM142 248V249H143ZM25 249V248H24ZM45 249H46V251H45ZM141 249V250H142ZM147 249V248H146ZM150 249V248H149ZM48 250V251H47ZM141 250H140V252H141ZM144 251H145V249H143ZM35 251V250H34ZM42 251V252H41ZM149 250H147V252H148ZM27 252H29V251H27ZM33 252V251H32ZM114 251L112 250V253H113ZM146 252V251H145ZM144 252V253H145ZM146 252V253H147ZM92 253V252H91ZM66 254H67V252H66ZM147 254H149V256H151V254L148 252ZM147 254H145V256L147 257ZM59 255H60V253H59ZM144 255V254H143ZM143 255L141 254V255H139L140 257H143ZM61 256V255H60ZM139 256L137 257V258H139ZM58 258V257H57ZM93 258H95V257H93ZM93 258H92V260H93ZM149 258V257H148ZM141 259V258H140ZM144 259V258H143ZM142 259V260H143ZM56 260V259H55ZM60 260V259H59ZM90 260V259H89ZM139 260V259H138ZM142 260H140V262L142 261ZM62 261V260H61ZM56 262V261H55ZM96 263V262H95ZM130 264H132V263H130Z\"/></svg>",
  "mask_w": 264,
  "mask_h": 264
}]
</instances>
